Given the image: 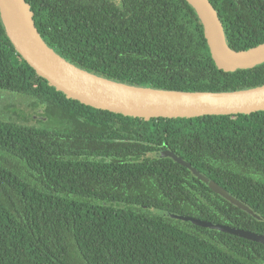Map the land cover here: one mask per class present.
Returning <instances> with one entry per match:
<instances>
[{
  "label": "trees",
  "instance_id": "obj_1",
  "mask_svg": "<svg viewBox=\"0 0 264 264\" xmlns=\"http://www.w3.org/2000/svg\"><path fill=\"white\" fill-rule=\"evenodd\" d=\"M25 1L51 49L107 79L178 91L264 84V62L217 68L186 0ZM208 1L230 48L264 42V0ZM0 89L37 111L34 124L0 119V264H264V244L184 218L264 235V110L144 120L84 105L35 73L1 19ZM163 150L191 168L151 156Z\"/></svg>",
  "mask_w": 264,
  "mask_h": 264
},
{
  "label": "water",
  "instance_id": "obj_2",
  "mask_svg": "<svg viewBox=\"0 0 264 264\" xmlns=\"http://www.w3.org/2000/svg\"><path fill=\"white\" fill-rule=\"evenodd\" d=\"M200 19L211 58L218 69L235 71L264 62V42L245 50L229 47L216 10L208 0H186ZM0 19L16 52L43 77L48 85L69 99L97 109L142 118H191L205 115L249 114L264 110V84L231 91H178L136 86L96 75L68 62L51 49L39 34L30 5L25 0H0ZM152 157H170L177 163L191 165L169 150ZM197 176L218 194L242 206L213 181ZM203 227H215L238 237L264 244V235L228 224L184 217Z\"/></svg>",
  "mask_w": 264,
  "mask_h": 264
},
{
  "label": "rangeland",
  "instance_id": "obj_3",
  "mask_svg": "<svg viewBox=\"0 0 264 264\" xmlns=\"http://www.w3.org/2000/svg\"><path fill=\"white\" fill-rule=\"evenodd\" d=\"M30 98L24 95L0 89V119H8L16 122H24L34 124V119L37 117V111L30 106ZM17 109L25 111L26 118L20 114H16ZM15 110V111H13ZM155 213L166 215L163 211L153 210Z\"/></svg>",
  "mask_w": 264,
  "mask_h": 264
}]
</instances>
